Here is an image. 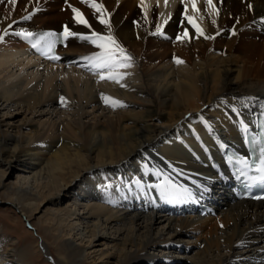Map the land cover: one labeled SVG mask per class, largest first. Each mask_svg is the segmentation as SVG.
Masks as SVG:
<instances>
[{"label": "bare ground", "instance_id": "bare-ground-1", "mask_svg": "<svg viewBox=\"0 0 264 264\" xmlns=\"http://www.w3.org/2000/svg\"><path fill=\"white\" fill-rule=\"evenodd\" d=\"M91 2L0 0V194L45 232L37 254L52 248V264H264V203L220 193L224 147L264 109V0H94L133 58L119 83L88 62L100 51L91 42L72 37L51 66L16 35H107ZM200 193L215 217L191 214ZM2 228L0 264H26L31 245H8Z\"/></svg>", "mask_w": 264, "mask_h": 264}, {"label": "snow or ice", "instance_id": "snow-or-ice-1", "mask_svg": "<svg viewBox=\"0 0 264 264\" xmlns=\"http://www.w3.org/2000/svg\"><path fill=\"white\" fill-rule=\"evenodd\" d=\"M9 2L13 5L16 4L17 0H9ZM81 2H89V0H81ZM207 4L209 7H211L213 5V0H207ZM90 6L92 8L95 9V11L97 13H100L99 16V23L102 25H106L109 29V32L107 35H101L100 33L96 32V31H91L90 35H81L79 37V39L85 41V42H91L93 45H95L97 48L100 49L99 52L93 54L90 57H86V59H88L92 66L96 69H100V70H108V75L105 76L103 73H101L100 75V79L104 80V79H108L111 80L113 82L119 83L124 77L123 74L119 73L118 71H116L119 68H128L131 67V61H132V57L131 55L127 54L125 49L118 43V41L116 40V38L111 34V25L109 24V21L107 19H105V12L103 10V5L102 4H97L94 2V0H92V2L90 3ZM69 7H71V5H69ZM193 7L195 8V3L193 2ZM73 13L75 14V20L76 23L78 24H82L85 25L86 27H88L89 29H91V25L88 23V21L83 17V14L76 8H72ZM22 19L24 20H29L31 19V14H29L28 16L22 17ZM189 23H192V18L191 17H187ZM165 23H167V21H165ZM212 23H215V21H212ZM9 28L12 27V25L8 26ZM193 27L196 30V33H198L201 36H204L205 39H214V37L211 36H205L203 31L193 23ZM5 34H7V30H5ZM153 34H163L160 30V26H157V32L153 33ZM235 34V33H233ZM16 35L18 36H24L25 38L31 37L33 35V33L31 32H26V31H21V32H17ZM53 33H46L44 34V36L42 37V39L45 41L46 47L48 48V51L50 52L54 46V41L49 40L48 37L53 36ZM63 37L65 39H67L68 37L71 36H75L76 33L71 32L67 26L64 27V31L62 33ZM183 38H187L188 37V32L187 30H185L183 32ZM181 36H178L177 39H181ZM4 39L3 36H0V41H2ZM34 47L36 45H33ZM53 60L59 59V57L57 56H51L50 57ZM177 63H182V61L177 60ZM102 99L105 100V102H109V100H111V106L115 107L117 105L123 106L121 104L120 101L111 99L109 97H104L102 96ZM247 99H252V98H247ZM61 103H64V98L61 97ZM232 111L234 113L237 114V116L242 115V113H240L238 111V109L233 108ZM239 123H241V125L244 128V131L248 130V126L247 124L243 121L240 120ZM253 143H257V139L255 137H253L252 139ZM261 162L262 165H264V147H261ZM238 163L244 165V168H240L238 169V175L241 176H245L246 178L252 180V181H261L264 182V175H260V176H256V177H247V173L245 171V169L248 166V162L246 160L243 159H239ZM258 171L264 173V167H261L260 169H258ZM162 191L167 192V189H165L163 186H161ZM184 192L188 193L189 195H191V193L189 192L188 189H183Z\"/></svg>", "mask_w": 264, "mask_h": 264}, {"label": "rangeland", "instance_id": "rangeland-1", "mask_svg": "<svg viewBox=\"0 0 264 264\" xmlns=\"http://www.w3.org/2000/svg\"><path fill=\"white\" fill-rule=\"evenodd\" d=\"M57 8L54 5V9ZM9 181L13 182L14 179L10 178ZM7 203V199L3 194H0V226L3 227L2 235L3 238L8 240V245L16 244L20 245H31V253L26 258V264H52L50 259L56 258V253L50 248L51 253L49 258H45L44 254L40 256L37 254V250L40 252L39 246L41 241L39 237L45 236L36 221L26 222L16 211L12 209ZM43 212L36 216L37 219L41 220ZM8 238V239H7ZM39 245V246H38ZM36 246H38L36 250ZM4 248V247H3Z\"/></svg>", "mask_w": 264, "mask_h": 264}]
</instances>
